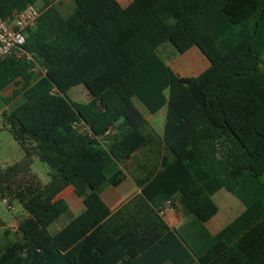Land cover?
<instances>
[{"label":"trees","instance_id":"trees-1","mask_svg":"<svg viewBox=\"0 0 264 264\" xmlns=\"http://www.w3.org/2000/svg\"><path fill=\"white\" fill-rule=\"evenodd\" d=\"M73 1L66 18L53 0H0L2 19L43 4L22 55L0 60V94L14 86L5 102L24 98L1 114L23 157L0 170V199L28 214L0 264H264V0ZM193 47L210 65L180 76L169 64ZM97 67L89 101L72 104L66 93ZM134 97L152 114L167 105L163 138ZM150 145L159 158L136 181L141 193L113 212L101 191ZM67 188L84 210L52 235ZM220 190L245 210L213 235ZM177 197L189 215L170 228L161 213Z\"/></svg>","mask_w":264,"mask_h":264},{"label":"rangeland","instance_id":"rangeland-1","mask_svg":"<svg viewBox=\"0 0 264 264\" xmlns=\"http://www.w3.org/2000/svg\"><path fill=\"white\" fill-rule=\"evenodd\" d=\"M54 3L57 5H61L62 7H66L67 3L70 2V0H53ZM39 7H42L43 4L39 3ZM209 65L207 58L200 52V50L197 47L191 48L186 55L178 56L175 58L172 63L171 67L172 69L179 74L180 76L184 77H194L201 74L205 68ZM84 89L85 88H81ZM9 91V90H8ZM76 90H72L67 93V96L70 97L72 100H77L72 97L73 92ZM86 91V90H85ZM168 94V92H166ZM84 97L87 98V96L84 94V91L82 92ZM11 92L2 93L0 94V170H4L7 167L19 162L23 157V151L21 150V147L19 144L14 140L12 135L10 134L9 130L4 126L3 119H2V112L4 110L10 111L15 106L21 103L22 99H14L12 102L7 104L5 101L11 97ZM83 95H79L78 98H83ZM66 96V95H65ZM67 98V97H66ZM85 98V99H86ZM83 100V99H82ZM89 100V99H88ZM158 115L156 116V124H160V121H158ZM159 149L157 148H150L147 150L142 151L139 155V160H134L132 163H125L124 170L127 174V177L129 179L133 178V169L132 166L136 164V162H143L146 158L149 156L151 158H154V161L152 164H154L158 158H159ZM151 164V165H152ZM32 173L38 177V179L43 183L47 184L50 181V175H49V167L41 162L39 159H35L32 165ZM131 192V184L127 180L122 186L118 188L114 187H105L101 191V196L105 200L109 206L117 205L118 198L114 199V194L125 196ZM227 193L225 190L221 191L218 195L215 196L214 200L219 204V206H222L221 203V194ZM229 195L228 198L233 199L234 201L239 200L235 198L232 194ZM61 196L66 199L68 202L70 209L62 215L57 221H55L49 228L48 231L50 234H56L63 226H66L70 221H72L75 217H77L79 214H81L84 210V206L81 204L80 198L74 193V191L71 188H67ZM11 207H9V204L7 202H4L2 199H0V254H2L8 246L13 244L18 240L15 233L11 232L12 228H17L18 222L25 217L28 216L27 212L23 209L21 204L17 201H13L11 204ZM112 208V207H111ZM181 208V212L178 211H172V209H167L163 213H161L164 221L166 222H172L173 219H171V216L175 214V217H180L181 220L186 218V216L183 215L185 213L186 209L183 207L182 204L178 203V209ZM170 210V211H168ZM181 213V214H180ZM170 216V217H169ZM169 222V223H170ZM174 222V220H173ZM172 222V223H173Z\"/></svg>","mask_w":264,"mask_h":264},{"label":"crops","instance_id":"crops-1","mask_svg":"<svg viewBox=\"0 0 264 264\" xmlns=\"http://www.w3.org/2000/svg\"><path fill=\"white\" fill-rule=\"evenodd\" d=\"M133 1L134 0H117V2L123 8L128 7ZM54 5L59 9V11L61 12V14L64 17H66V18L70 17L76 11V9H77V5L75 4V2L73 0H70V2L67 3V6L66 7H62L61 5H57L56 3H54ZM186 53L183 54V55H181V57L184 56V55H186ZM263 59H264V57H263ZM171 63L169 64L170 66H171ZM208 63H209V61H208ZM209 65L206 68H208ZM102 72H103V69L101 67L95 68L93 70V72H91L85 80H83L80 83H78L77 85L73 86L68 91V92H70L72 90H76V91L73 92L72 97L73 98L77 97L76 98L77 100H74V99L72 100L70 97H68L67 96V93L68 92L66 93L67 99L72 104H76V103H86V102H88L89 101L88 99H90V96H89V93H88V91L86 89V83L90 82L94 77L100 75ZM81 88H85L86 91L84 89H81ZM13 91H14V86H10L3 93H6L7 92V94H8V92H11V94H13ZM83 91H84V94L87 96V98L84 97V95L82 94ZM79 95H83V98H81V99L78 98ZM19 98L22 99V101L24 100L23 96H19L17 99H19ZM133 102H134L135 106L137 107V109L143 114V116L145 117V119L147 121V126H146L147 127V131L148 132L153 131L155 133V135L159 139L160 138H163L164 131H165L166 117H167V105L163 106L157 113L152 114L147 109V107L137 97H134L133 98ZM157 115H158L157 118H158V121H160V124L159 123L156 124V121H157L156 120V116ZM150 148H153L154 149L156 147L154 145H150V146L146 147L145 150L150 149ZM140 153L136 154L131 160L127 161L126 163H129L130 164L134 160H139L138 158L140 156L139 155ZM165 153H166L165 150L162 149V154H165ZM153 161H154V158H151L149 156L143 162L142 161L141 162H136V164L132 166V169H133V178L132 179H129L127 177L126 180L122 183V184H124L128 180L129 183L131 184V192L129 194L125 195V196H120V195L114 194V199L118 198L119 201H118L117 205L109 206L110 208L112 207L111 210L113 212L117 211L123 204H125L128 200H130L131 198H133L135 195L141 193V188L138 186V184H137L136 181L137 180H141L144 177V174L146 173V169H148L151 166V164H152ZM122 184L120 186H122ZM221 191H223V190H220L219 192H217L216 194H214L213 197H212V199L214 200L215 196L218 195L219 193H221ZM227 194H231V193L227 192V193H222L221 194L220 200H221L222 206L221 205L219 206V204H217V202H215V200H214V202L219 207V211L206 224V227L208 228V230L210 231V233H212L213 235L219 233L224 227H226L228 224H230L231 222H233L245 210L244 204L238 198L237 199L239 200V202L238 201H234L231 198L229 199L228 198L229 195H227ZM178 203L181 204V201H180V198L179 197H177V200L175 201L174 206H171L170 207V209H172L171 212L173 210L174 211H178L179 210L181 212V208L178 209ZM81 204H82V200H81ZM167 209H169V207L166 208V210ZM168 211H170V210H168ZM183 215L186 216V218H187L188 215H189L188 211L186 210L185 213H183ZM186 218H184L183 220H181L180 217H178V216L175 217V214H174L173 216H171V219L174 220V222L172 220L173 223L170 222L171 220L169 221L170 223L169 222H166V221L165 222L167 223V225L170 228H176L179 225H181V223ZM11 232H13V233L16 234V236L18 238L17 241H23L22 234L19 231H17L16 228H12Z\"/></svg>","mask_w":264,"mask_h":264},{"label":"built area","instance_id":"built-area-1","mask_svg":"<svg viewBox=\"0 0 264 264\" xmlns=\"http://www.w3.org/2000/svg\"><path fill=\"white\" fill-rule=\"evenodd\" d=\"M41 13V7L29 5L16 13L13 18H0V60L22 55V47L26 40L25 32L36 25ZM3 201L7 202V200Z\"/></svg>","mask_w":264,"mask_h":264}]
</instances>
